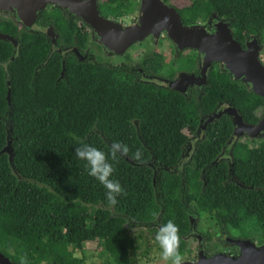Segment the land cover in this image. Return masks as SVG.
<instances>
[{"label":"trees","instance_id":"obj_1","mask_svg":"<svg viewBox=\"0 0 264 264\" xmlns=\"http://www.w3.org/2000/svg\"><path fill=\"white\" fill-rule=\"evenodd\" d=\"M171 5L187 25L213 16L228 19L243 47L252 37L264 40V0ZM139 6L140 0H101L99 10L118 21ZM35 24L38 29L19 35L0 28L19 42L16 48L0 40V251L19 263L26 256L28 264H84L71 248L98 241L107 264H136L132 254L141 242L143 256L154 246L160 249L157 230L172 220L183 256L190 216L209 215L223 231H238L245 221L243 207L264 240V138L231 154L234 125L228 115L199 135L201 120L223 105L257 123L264 98L217 63L203 91L185 95L131 67L80 61L65 49L82 51L86 35L74 14L60 7L43 9ZM44 28L59 35V50ZM142 66L148 75H162L157 62L153 73ZM9 141L12 162L2 152ZM113 142L127 145L129 154L112 161ZM82 144L109 154L111 179L124 189L115 205L88 175L86 162L75 157ZM192 145V159L182 164ZM138 149L143 162L132 159Z\"/></svg>","mask_w":264,"mask_h":264},{"label":"water","instance_id":"obj_2","mask_svg":"<svg viewBox=\"0 0 264 264\" xmlns=\"http://www.w3.org/2000/svg\"><path fill=\"white\" fill-rule=\"evenodd\" d=\"M99 2L100 0H0V13H6L21 27H31L39 12L47 7L58 6L82 18L91 26L104 50L118 55H123L135 43L145 41L151 35L166 34L180 50L191 48L200 53L199 75L180 74V78L172 86L174 90L185 93L189 86L204 87L213 63H219L233 80L242 81L250 91L264 98V63L260 59L264 45L259 39L251 41L244 48L229 28L221 27L222 24L214 34L205 33L201 25L186 26L175 8L165 4L163 0H142L138 20L132 25H123L105 18L99 10ZM46 34L52 43H56L57 36L53 29H48ZM0 40L9 41L16 48L19 45L14 36L1 31ZM74 51L79 53L76 49ZM65 69L63 62L62 77ZM7 100L10 104V90ZM228 113L233 120L234 139L245 135L251 140L264 138V115L257 123H248L233 109L210 115L199 130L206 129L209 124ZM11 142H8L2 152L8 153L12 162ZM190 221L195 226L198 218L190 216ZM230 242L240 248L241 256L220 252L208 257L201 252L195 264H264V245L257 246L250 239H230Z\"/></svg>","mask_w":264,"mask_h":264},{"label":"flooded vegetation","instance_id":"obj_3","mask_svg":"<svg viewBox=\"0 0 264 264\" xmlns=\"http://www.w3.org/2000/svg\"><path fill=\"white\" fill-rule=\"evenodd\" d=\"M141 1L142 0H140L138 18L140 16ZM185 1L186 0H183V2H185ZM100 2H101V0H100ZM168 2L169 3L167 5L174 7V5H171V3H173V0H168ZM53 7H58V6H51V7H47V8L52 9ZM47 8H45V9H47ZM1 15L7 16L6 13H0V16ZM102 15H103V13H102ZM75 17L77 18V23H78L79 28L82 30V33L86 35L85 36L86 41H85V44L83 46L82 51H80L77 47H73L71 49H65V53L71 52L80 61H83V62L84 61H90V62H94V63L103 62V63H107V64H110L113 66L131 67V72L135 73L136 70H138L142 74V76H144L146 78H150V79H155V81H157L161 86H167V87H171V88H172L174 82H176L180 78V74L186 73V74L198 76L200 73V53H199V51H197L195 49H191V48L180 50L173 43V41L170 39V37H168L166 34H161L159 36L151 35L147 38V40L148 39H150L152 41L156 40V42L158 41L157 42L158 44L160 41L164 40L166 43L169 44V46H167V47H169L170 49H166L167 48L166 47V48H164V50L166 52H162V51H159L157 49V47H155V49H151L152 50L151 52L145 53L144 55H142L143 59L140 61L139 64L130 65L131 64V57L128 56V52H127L128 50L123 55L112 54V53L106 52L104 50L102 44L97 40L96 35H95L93 29L91 28V26L88 25L82 18L77 17V16H75ZM112 21H115V20H112ZM117 22H119V20ZM121 24H123V23H121ZM221 24H222V26H221L222 28H225V29L229 28L233 34L231 22L225 18L218 19L217 17L213 16V17L208 18L206 21H198L196 24H189V25L185 24V25L189 26V27L195 26V25H201L202 29L205 33L214 34V33H216L218 26H220ZM34 25H35L36 29H38V26L36 24H33L31 27H34ZM19 27H20L21 31L35 30V29H30L31 27H21V26H19ZM48 29H52V28H44L43 31L46 33V31ZM16 35H19V34H16ZM56 36H57V41H56V43H52V44L57 49V47L59 46L58 45L59 35L56 33ZM255 39H259V38L252 37L250 40H248L245 43L244 48H247V44L250 43L251 41L255 40ZM147 40H145V41H147ZM75 49L78 50L79 53H76L74 51ZM58 50H59V47H58ZM168 55H169V57H167ZM191 56H193L195 58V65L193 67L194 69L189 70L187 67H181V61L183 59H185V62H186V60ZM114 57H117V58L123 57L124 60H120V59L117 60V59H114ZM260 59H261V55H260ZM110 60H113V62H111ZM155 62L162 65L163 70L160 72V74H162V75H154V74L148 75V74H146L142 65H144L147 68H150L151 73H153L154 70L151 69V67L153 66V63H155ZM262 62H263V60H262ZM214 64L215 63H213V65H212L211 71L213 70ZM217 64H219V63H217ZM219 65L221 66V64H219ZM170 71L173 73L174 79L168 78V77H170V74L168 75L167 73ZM207 84H208V82H207ZM204 87L198 88L196 86H189L188 90L183 94L186 95V94H189L190 92H200L201 93L203 91ZM225 106H229V105L221 106L219 112L223 111L221 109ZM225 109H231V107L229 106L228 108H225ZM226 115L230 116L229 113ZM263 115H264V109H262V113L260 115L261 118L263 117ZM207 119L208 118L202 119L200 126L202 124H204L207 121ZM204 132H205V129L202 128L201 130H199V135H202ZM193 150H194V146L192 145L189 152L187 153V157L183 158L182 164H184L188 160L192 159L191 155H192ZM222 157H223V159L224 158L229 159L230 156H226L224 153H222ZM199 223H200V218L198 219L197 224L195 226L194 225L192 226V229L187 236V240L190 238H194L196 240L195 251L190 252L188 249V251L183 255L184 259H183L182 264H195V263H197L199 260L201 252H204V254L208 257H213L220 252L232 253V254H235V256H237V257L241 256L242 251L240 250V248L238 246L233 245L230 242V239H234V240L250 239L257 246H263L264 245V240H262V242L259 243L255 239L250 238V237H245L241 234H239L237 236H233V232H234L233 229H227V230L223 231L219 225H218V229H219L218 234L219 235L217 234V236H212L210 231H208V230H206L204 232L199 231V229H198ZM0 264H20V263L15 261L14 259H12L7 253L0 251Z\"/></svg>","mask_w":264,"mask_h":264},{"label":"rangeland","instance_id":"obj_4","mask_svg":"<svg viewBox=\"0 0 264 264\" xmlns=\"http://www.w3.org/2000/svg\"><path fill=\"white\" fill-rule=\"evenodd\" d=\"M181 3H183V0H173V4L175 5L180 6ZM138 12H139V8L133 13L124 17L123 19L119 20V22L123 23V25L134 24L138 20ZM0 22H2L0 25V28L5 31L15 32L17 34L22 32L18 24L15 23L8 16L1 15ZM30 29H36L35 25L34 27H31ZM157 42L156 40L152 41L148 39L147 41H142V42L136 43L135 45L131 46L127 51L128 56L131 57L130 65L139 64L140 61L143 59L142 55H144L145 53L151 52L152 51L151 49H155V47H157L159 51L166 52L164 48L169 46V44L166 43L164 40L160 41L159 44ZM262 43L264 45V40L262 41ZM166 49H170V48L167 47ZM167 57H169V55ZM114 59L124 60L123 57H120V58L114 57ZM261 59L263 60V63H264V50L261 53ZM110 61L113 62V60H110ZM194 65H195V58L193 56L189 57L186 60V62H185V59L181 61V67H187L189 70L194 69L193 68ZM228 107L229 106H225L221 110H224L225 108H228ZM261 113H262V110L259 111L258 115H261ZM259 139L261 138L251 140L246 135L240 137L239 139H233L229 147L230 153L232 154L233 151L244 149L247 146H258L259 144L257 141ZM240 211L243 212V219L245 221H244V224H242L243 226H241L238 231L233 232V236H237L241 234L245 237L253 238L259 243L262 242L263 239L261 238L258 223L256 219H254L255 222L252 221L253 215L249 211V208L243 207ZM198 229L199 231H203V232L208 230L210 231L212 236H217V234L219 233L217 222L215 221V219H213L209 215H204L201 218ZM134 233H137V232L132 231L131 235H134ZM145 235L150 237V235L146 231H145ZM151 244H153V241L151 242ZM187 244H188L189 251L194 252L195 246H196V240L194 238H190L187 240ZM140 246H141V249L139 250V252L132 254V256L134 257L136 261V264H167V262L161 259V249L154 246L147 256H143L141 252L145 250V244L141 242ZM71 249H73L74 255L76 257L83 258L85 260L84 264H107L108 256L107 254L104 253L102 244L98 241L93 242V243H85L83 247L81 248L72 247Z\"/></svg>","mask_w":264,"mask_h":264},{"label":"clouds","instance_id":"obj_5","mask_svg":"<svg viewBox=\"0 0 264 264\" xmlns=\"http://www.w3.org/2000/svg\"><path fill=\"white\" fill-rule=\"evenodd\" d=\"M129 148L122 142H113L111 145L110 157L112 161H117L119 155L127 156ZM75 157L85 161V168L88 175L94 177L106 189L105 196L110 205L117 203V196L124 194L118 180L111 179L114 173L112 163L109 162V154L91 145L82 144L76 148ZM132 159L143 162L142 150H137ZM156 242L161 249V259L167 264H182L184 257L180 254V236L179 227L172 221L168 220L162 224L155 236ZM20 264H28L26 256L20 258ZM41 264H46L42 261Z\"/></svg>","mask_w":264,"mask_h":264}]
</instances>
